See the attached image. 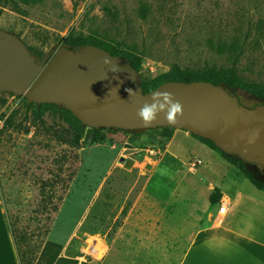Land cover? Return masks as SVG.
<instances>
[{
    "label": "rangeland",
    "instance_id": "374dc122",
    "mask_svg": "<svg viewBox=\"0 0 264 264\" xmlns=\"http://www.w3.org/2000/svg\"><path fill=\"white\" fill-rule=\"evenodd\" d=\"M15 1L17 6L0 0V28L18 35L32 50L53 53L72 31L118 42L141 54L138 79L162 75L173 64L188 69L233 67L244 84L264 86V0ZM235 92L246 107L264 103L242 89ZM4 96L7 102L0 114L14 110L15 123L20 122L21 129L30 128L28 133L1 130L0 120V198L17 233L24 264L39 257L47 241L82 260L92 259L89 254L97 257L92 253L101 247L99 261L106 255L108 262L159 263L160 253L128 255L110 246L123 219L135 208L136 198L138 207L132 213L163 215L172 230L184 212H201L203 199L194 202L185 189L197 173L186 166L177 171L160 166L158 137L104 132L100 142L85 140L70 147L58 143L32 120L21 97ZM43 119L47 125H65L50 111ZM192 151L190 160L199 158L206 177L218 180L220 170L211 168L207 156ZM246 166L264 181L260 165L246 162ZM42 186H46L47 198L40 192ZM50 195L58 205L55 212L50 209ZM189 240L170 239L168 254L162 255L167 264L180 258ZM93 241L97 245L89 253ZM46 258L40 257L39 264H46Z\"/></svg>",
    "mask_w": 264,
    "mask_h": 264
},
{
    "label": "water",
    "instance_id": "95a60500",
    "mask_svg": "<svg viewBox=\"0 0 264 264\" xmlns=\"http://www.w3.org/2000/svg\"><path fill=\"white\" fill-rule=\"evenodd\" d=\"M105 59L111 63L105 64ZM137 74L125 57L90 43L63 45L37 59L18 35L0 28V93L23 96L29 103L62 105L90 128L184 129L264 169V103L246 107L235 87L206 80H169L142 92ZM129 89L135 94L129 95ZM156 91H169L182 104L183 114L175 124L167 123L163 114L151 126L138 118L137 111L152 102Z\"/></svg>",
    "mask_w": 264,
    "mask_h": 264
},
{
    "label": "crops",
    "instance_id": "0c3cea01",
    "mask_svg": "<svg viewBox=\"0 0 264 264\" xmlns=\"http://www.w3.org/2000/svg\"><path fill=\"white\" fill-rule=\"evenodd\" d=\"M190 149L207 156L211 168L220 170L218 180H214L212 176L206 177V168H201L202 161L199 158L193 159L199 161L195 168H189ZM159 151L161 155L156 161L160 166L174 167L176 171L186 166L189 172L197 173L198 177L185 189L190 196L187 198H192L194 202L200 203L203 199L201 212H184L177 221L176 229L172 230L168 228L163 215L132 213L138 207L139 199L136 198L135 208L123 219V224L114 233L110 246L113 245L119 253L128 255L160 253V262L155 264H167L162 255L168 254L170 239L187 237L190 240L174 264H264V190L258 189L236 166L184 129L174 128L164 147L157 152ZM222 168L225 170L223 174ZM214 188L219 189L220 198L218 203L211 205L209 196ZM222 203L226 204L224 213L218 210ZM92 244L88 248L89 253H92L90 249L97 242L93 241ZM94 252L92 254L97 253L95 256L98 258L89 254L92 259L82 260L75 254L67 255L64 250H60L59 257L76 260V264H122L117 261L108 262L106 255L99 261L103 253L101 247ZM36 260L32 264H36ZM149 263L154 264L153 261ZM0 264H22L1 198ZM53 264L73 263L67 261ZM126 264L133 263L130 261Z\"/></svg>",
    "mask_w": 264,
    "mask_h": 264
},
{
    "label": "trees",
    "instance_id": "16d2710c",
    "mask_svg": "<svg viewBox=\"0 0 264 264\" xmlns=\"http://www.w3.org/2000/svg\"><path fill=\"white\" fill-rule=\"evenodd\" d=\"M11 2L14 6H17V1L15 0H5ZM23 3H29L30 0H21ZM87 43L97 45L99 47H103L111 54L118 55L119 57H125L128 59L132 66L137 70L140 69L142 55L136 53L132 49L122 48L120 47V43L118 42H108L97 36L89 35L83 36L81 34H74L70 31L65 37H63L60 41V46L66 45L68 47H78L83 46ZM28 50L37 58L40 59L44 54L41 50H32L27 46ZM169 80H181V81H192V80H206L211 81L214 84H222L227 88H239L242 89L249 94L264 99V86L251 84H244L239 78L236 70L233 67L229 68H215L213 66L205 67L203 69H188L182 68L178 64H173L169 71L166 73L154 77L152 79L143 78L138 79V84L142 88V92H148L159 84L169 81ZM9 95H13L12 93H8ZM22 98L23 106L25 111L30 112L32 115V120L37 121L42 125L45 133L49 135L51 138L55 139L58 143L67 144L70 147H78L82 141L87 140L89 143H97L104 139V132H121L122 134H129V136H133L136 138H140L144 134H149L154 137H158L159 148H163L166 140L171 136L173 131V127L170 126H160L156 128H147L140 131H128L123 129H117L113 127H98V128H90L81 123L79 119H77L68 109L64 108L62 105L54 104V103H35V102H27L26 98L23 96H18ZM7 102L4 93H0V107L5 105ZM46 111H50L53 114L58 115V117L65 123V125H59L57 127L47 125L43 119V115ZM16 111H11L10 113H1L0 120L2 121L1 130H10L14 129L17 131L22 130L24 133H28L30 131L29 127H25L21 129V123H15L14 116ZM193 137L197 138L201 142L208 145L211 149L217 151L227 162L236 166L239 171L248 178L252 184H254L258 189L264 190V181L259 180L252 171H250L246 162L237 158L234 155L225 153L221 151L218 147L214 145V143L208 139L197 136L193 133H190ZM153 145V144H152ZM136 147H141L140 145H136ZM41 194L43 198H47L46 186L40 187ZM52 195L48 196V199L51 200V211H57L58 205L56 202L52 201ZM220 198L219 189L214 188L209 196V201L211 205H215L218 203ZM12 234L14 236V240L16 242L18 248V255L22 264H24L23 253L21 252L18 242H17V233L15 230H12ZM22 237L23 234L21 235ZM61 247L54 242L47 241L45 242L39 257L35 259L29 260L28 263L32 264L36 260V264L39 263V258L47 256L46 264H53L55 262H59L61 260H67L68 262H72L76 264L77 261L73 259H67L64 257H59ZM80 264H91L86 262H81ZM93 264V263H92Z\"/></svg>",
    "mask_w": 264,
    "mask_h": 264
},
{
    "label": "clouds",
    "instance_id": "9594fccd",
    "mask_svg": "<svg viewBox=\"0 0 264 264\" xmlns=\"http://www.w3.org/2000/svg\"><path fill=\"white\" fill-rule=\"evenodd\" d=\"M105 64H110L109 59L104 60ZM111 70L115 72L116 67H112ZM129 95H134L132 90H126ZM151 103L145 102L137 111V116L141 123L145 126H151L156 122L157 116L163 114V119L170 124H175L177 118L183 114L182 104L174 99L173 93L169 91H156L151 94Z\"/></svg>",
    "mask_w": 264,
    "mask_h": 264
},
{
    "label": "built area",
    "instance_id": "2783aa9c",
    "mask_svg": "<svg viewBox=\"0 0 264 264\" xmlns=\"http://www.w3.org/2000/svg\"><path fill=\"white\" fill-rule=\"evenodd\" d=\"M151 152H156V150H154V149H151L150 150ZM198 160H190L189 162H188V166H189V168L192 170V169H194L195 168V166L198 164ZM219 212L220 213H224L225 212V210H226V204H220V206H219Z\"/></svg>",
    "mask_w": 264,
    "mask_h": 264
},
{
    "label": "flooded vegetation",
    "instance_id": "af4514ba",
    "mask_svg": "<svg viewBox=\"0 0 264 264\" xmlns=\"http://www.w3.org/2000/svg\"><path fill=\"white\" fill-rule=\"evenodd\" d=\"M252 164H254V163H252Z\"/></svg>",
    "mask_w": 264,
    "mask_h": 264
},
{
    "label": "bare ground",
    "instance_id": "6f19581e",
    "mask_svg": "<svg viewBox=\"0 0 264 264\" xmlns=\"http://www.w3.org/2000/svg\"><path fill=\"white\" fill-rule=\"evenodd\" d=\"M101 254V253H100Z\"/></svg>",
    "mask_w": 264,
    "mask_h": 264
}]
</instances>
